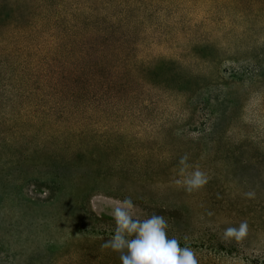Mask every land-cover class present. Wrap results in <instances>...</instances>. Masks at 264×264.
Here are the masks:
<instances>
[{"label":"rangeland","instance_id":"1","mask_svg":"<svg viewBox=\"0 0 264 264\" xmlns=\"http://www.w3.org/2000/svg\"><path fill=\"white\" fill-rule=\"evenodd\" d=\"M135 1L145 20L121 40L138 104L112 121L13 99L15 86H42L57 20L77 17L72 2L49 15L35 0L0 2V264H121L102 245L125 198L139 219L162 215L199 264H264V46L247 49L254 37L229 32L213 0ZM195 168L208 180L188 191ZM242 220L246 237L224 240Z\"/></svg>","mask_w":264,"mask_h":264},{"label":"trees","instance_id":"2","mask_svg":"<svg viewBox=\"0 0 264 264\" xmlns=\"http://www.w3.org/2000/svg\"><path fill=\"white\" fill-rule=\"evenodd\" d=\"M73 1L35 0L43 8L44 15H49L54 6L65 10L72 2L77 22L65 27L57 20L59 29L56 34L61 48L49 51L51 58L46 62V68L39 72L42 86H24L29 90L15 86L13 90H17V94L13 99H29L28 103L37 106L73 105L75 111L72 113L99 121L130 116L131 111L124 107L138 104L134 102L131 86L137 69L127 53L129 46L121 37L135 34L145 16L133 17L132 12L137 8L135 0ZM213 1L214 7L223 14L221 20L230 28L229 32L234 25L243 24L239 34L254 37L247 49L255 52L256 45L264 46V0ZM82 2L87 3L86 8L81 7ZM27 4L25 8H31L30 3ZM240 44L243 45L244 41L240 40ZM38 62L41 66L43 61ZM144 99L139 104L151 106L152 100L149 97ZM52 110L41 109L36 114L41 118L52 117Z\"/></svg>","mask_w":264,"mask_h":264},{"label":"clouds","instance_id":"3","mask_svg":"<svg viewBox=\"0 0 264 264\" xmlns=\"http://www.w3.org/2000/svg\"><path fill=\"white\" fill-rule=\"evenodd\" d=\"M186 161L187 156L181 157L182 165ZM207 180V174L195 168L185 176L183 184L186 190L193 191L203 187ZM244 195L253 199L256 193L248 191ZM132 209L133 202L130 198H125L113 208L116 228L112 237L102 245L103 248L118 252L121 264H199L197 254L190 246L181 245L177 238L168 235V223L162 215L152 214L139 219ZM247 233L248 222L242 220L238 226L225 228L222 238L239 241Z\"/></svg>","mask_w":264,"mask_h":264}]
</instances>
